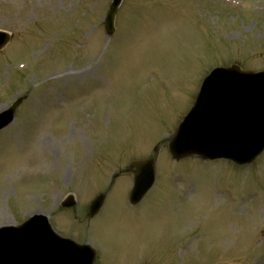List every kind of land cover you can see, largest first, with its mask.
<instances>
[{
    "label": "rangeland",
    "instance_id": "rangeland-1",
    "mask_svg": "<svg viewBox=\"0 0 264 264\" xmlns=\"http://www.w3.org/2000/svg\"><path fill=\"white\" fill-rule=\"evenodd\" d=\"M111 1L0 0V112L25 98L0 130V227L44 215L96 264H264V153L239 167L167 147L209 71L264 69V0H123L108 36ZM155 149L132 207L119 172Z\"/></svg>",
    "mask_w": 264,
    "mask_h": 264
},
{
    "label": "water",
    "instance_id": "water-1",
    "mask_svg": "<svg viewBox=\"0 0 264 264\" xmlns=\"http://www.w3.org/2000/svg\"><path fill=\"white\" fill-rule=\"evenodd\" d=\"M122 0H113L106 18L109 35L115 31L116 11ZM9 36L0 32V49ZM23 99L0 113V130L13 122ZM169 149L179 160L188 156L230 159L238 165L253 162L264 150V71L246 72L233 65L212 71L205 79L195 106L170 139ZM138 171L130 201L138 204L155 179V160L133 162ZM105 194L90 204L89 216L102 209ZM76 205L69 195L63 207ZM96 251L56 235L46 216L37 215L18 227L0 229V264H94Z\"/></svg>",
    "mask_w": 264,
    "mask_h": 264
}]
</instances>
